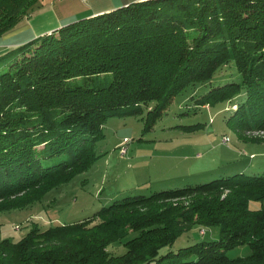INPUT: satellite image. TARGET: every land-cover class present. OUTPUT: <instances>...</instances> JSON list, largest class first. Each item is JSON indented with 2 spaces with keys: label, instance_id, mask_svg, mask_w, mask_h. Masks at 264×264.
I'll list each match as a JSON object with an SVG mask.
<instances>
[{
  "label": "trees",
  "instance_id": "trees-1",
  "mask_svg": "<svg viewBox=\"0 0 264 264\" xmlns=\"http://www.w3.org/2000/svg\"><path fill=\"white\" fill-rule=\"evenodd\" d=\"M41 1L0 0V38ZM14 51L0 63V212L40 201L87 171L108 117L145 108L148 132L174 96L230 63L239 78L195 103H230L226 122L246 141L264 133V0L131 2ZM194 225L218 226V238L160 252ZM115 242L122 254L108 250ZM244 244L248 255H227ZM0 264H264V173L123 196L75 222H32L18 240L0 238Z\"/></svg>",
  "mask_w": 264,
  "mask_h": 264
},
{
  "label": "rangeland",
  "instance_id": "rangeland-1",
  "mask_svg": "<svg viewBox=\"0 0 264 264\" xmlns=\"http://www.w3.org/2000/svg\"><path fill=\"white\" fill-rule=\"evenodd\" d=\"M42 4L43 8L48 7V0H42ZM16 47L7 46L9 52L0 63L5 64L15 56ZM238 78L239 74L230 63L219 68L210 81L186 87L172 98L162 117L148 132L142 131L145 108L139 115L108 117L103 125L104 137L97 143L99 157L95 163L70 182L46 193L40 201L22 209L0 212V238L18 240L32 222L47 227L85 219L101 206L123 196L148 195L186 183H202L228 162L242 166L254 163L262 168L258 172L264 173V141L253 140L262 138L264 133H249L251 141H246L226 122L230 109H234L230 103L213 106L195 103V98L210 87ZM196 123L202 126L191 131L180 127ZM249 154L256 157L250 160ZM254 165L251 168H255ZM201 229H204L203 234ZM218 235V226L194 225L160 252L175 251L200 240L217 239ZM108 250L118 255L125 248L115 242ZM249 253L246 244L227 251L230 258Z\"/></svg>",
  "mask_w": 264,
  "mask_h": 264
},
{
  "label": "crops",
  "instance_id": "crops-1",
  "mask_svg": "<svg viewBox=\"0 0 264 264\" xmlns=\"http://www.w3.org/2000/svg\"><path fill=\"white\" fill-rule=\"evenodd\" d=\"M137 1L141 0H48V7L46 8L42 7L41 1L32 14L24 17L1 37L0 46L5 45V47L0 48V52L7 49V46L20 45L40 34L54 31L60 26L79 18L94 16ZM250 154V160L256 157L255 155L251 157ZM251 165H254V163H251ZM251 165L242 166L238 163L228 162L219 172L210 174V177L231 174L236 171L259 173L258 171L262 169L261 166L257 167L255 165V168H251ZM254 205L258 206L257 203H254Z\"/></svg>",
  "mask_w": 264,
  "mask_h": 264
},
{
  "label": "built area",
  "instance_id": "built-area-1",
  "mask_svg": "<svg viewBox=\"0 0 264 264\" xmlns=\"http://www.w3.org/2000/svg\"><path fill=\"white\" fill-rule=\"evenodd\" d=\"M125 140H127V139L125 138ZM225 140H228V137L225 138ZM200 232L203 234L204 233V229H201Z\"/></svg>",
  "mask_w": 264,
  "mask_h": 264
}]
</instances>
